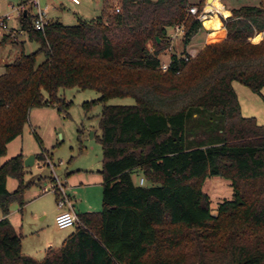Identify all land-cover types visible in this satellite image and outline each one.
<instances>
[{
  "label": "trees",
  "instance_id": "trees-1",
  "mask_svg": "<svg viewBox=\"0 0 264 264\" xmlns=\"http://www.w3.org/2000/svg\"><path fill=\"white\" fill-rule=\"evenodd\" d=\"M120 1L121 13L76 26L52 21L39 31L30 13L20 18L40 47L0 76V158L32 110L66 111L62 89L95 91L103 105V210L78 214L75 231L43 259L24 254L8 216L13 203L24 207L32 182L24 180V155L10 159L0 166V264H264V124L243 115L234 88L263 96L264 38L251 39L264 32V0L226 9V35L189 61L187 50L173 53L168 71L160 58L168 30L185 23V48L204 30L188 13L191 1ZM115 98L135 104L107 105ZM135 173L147 185H137ZM213 177L234 190L217 215L205 191ZM10 178L19 183L14 192Z\"/></svg>",
  "mask_w": 264,
  "mask_h": 264
},
{
  "label": "rangeland",
  "instance_id": "rangeland-1",
  "mask_svg": "<svg viewBox=\"0 0 264 264\" xmlns=\"http://www.w3.org/2000/svg\"><path fill=\"white\" fill-rule=\"evenodd\" d=\"M201 1H204L207 6V0ZM22 2H27V0H0V19L11 16L10 27H19L18 9ZM40 2L41 9L47 15L46 20H59L66 26H76L81 22H92L103 17L106 20L109 15H115L122 11L120 0H80V5H76L70 0H40ZM219 2L230 11L244 5L258 6L261 0H219ZM220 6L209 7L220 11V8H224L223 5ZM209 7L208 10H211ZM117 8L120 9V12L116 11ZM28 9H31L30 6ZM104 9H107V14L103 16ZM30 13L35 15L37 11L31 9ZM223 13L225 14V9ZM220 17L223 19V14ZM226 17L229 16L226 15ZM207 21L212 22L213 20ZM204 27H207L204 31L206 29L213 30L211 32L213 34L208 38L209 41L226 35L225 29L220 30L223 28L216 30L208 27L206 23ZM257 34L259 33H256L252 39L261 37L259 40L262 41L264 32H260V35ZM206 37L205 32L199 33L197 40H194L188 48L184 46V39L176 41L168 47H173L171 52L166 51L160 56L161 61L170 62L173 53L180 55L186 50L194 52L193 58H196L207 45V43L204 46L202 43L198 44V40H204ZM18 40L6 44L0 38V76L4 74L5 66L11 64L18 53L21 54V44L14 43ZM254 40L251 41L253 43L260 42ZM22 41L25 42L26 54L35 53L40 47L28 36H24ZM149 46L151 47V45ZM44 61L45 57L40 55L38 63ZM235 86L243 104L242 113L250 114L246 117H258L264 123V95L259 96L239 83H235ZM60 96L70 104L66 111L60 112L55 106L32 110L23 134L9 143L6 156L0 158V166H2L20 154H23L25 159L35 157L34 164L26 167L27 174L24 180L26 183L32 182V184L25 192V205L21 208L18 203H13L10 206L8 219L13 227L18 229V233L23 236V253L37 260L43 259L51 247L54 250L60 248L62 245L60 240H64L75 231V227L64 230L57 227L56 216L62 194L53 189V185L56 183L55 178H58L65 186L68 199L76 210L84 208L83 212L86 213H99L103 210V176L101 174L103 166L101 144L103 105L99 102L100 96L95 91H81L75 88L62 89ZM133 104H135V100L132 98H115L107 103V105ZM247 108L252 111H247ZM42 155H45V160L39 159ZM141 179H144L141 173L133 175V180L137 185H140ZM18 184L17 180L10 178L7 188L10 192H14ZM46 187L50 192L43 193V189ZM205 191L210 196L214 215H217L218 205L221 202L234 198L231 182L221 177L209 178L205 185ZM2 218L3 215L0 211V220ZM44 240H51L53 245L45 247V250L42 251L39 244Z\"/></svg>",
  "mask_w": 264,
  "mask_h": 264
},
{
  "label": "built area",
  "instance_id": "built-area-1",
  "mask_svg": "<svg viewBox=\"0 0 264 264\" xmlns=\"http://www.w3.org/2000/svg\"><path fill=\"white\" fill-rule=\"evenodd\" d=\"M75 4H80L79 0H71ZM212 4V2L210 3ZM205 6L203 10L200 12L198 5H192L188 13L189 15L196 16L198 21H200L204 27L205 21L212 19L214 15L219 14L218 12L214 10H208L209 5ZM29 6L31 9H36L37 13L34 15V27L36 30L44 31L45 27L49 24L48 20H46V12L41 9V2L40 0H31L29 3ZM25 8V7H24ZM24 8L18 9L19 17L23 15L25 12ZM117 12H120V9H116ZM224 18L222 20H226L228 17L223 15ZM11 20V16H5L0 19V38L5 39L8 38L9 40L17 41L18 37L21 36V34L25 33L23 30H16L9 25V21ZM223 22V21H222ZM226 30V27H224ZM186 33V26L185 23H179L171 27L168 32L167 36L171 44H174L176 41L184 39ZM252 41L254 39H251ZM173 50V47L171 46L166 51L171 52ZM195 56L194 52H188V55L184 56L186 61H189L191 58ZM170 62H163L161 64V70L168 71L170 68ZM52 166V164H51ZM56 183L53 185V189H55L56 192L59 191V193L62 194V198L59 200V214L56 217V224L57 227L61 230L76 227L80 223V219L78 217V214L74 211L70 200L68 199V196L66 194V188L61 183V181L58 178H55ZM140 185L143 186L145 184V180H140ZM50 190L48 187L43 189V193H48Z\"/></svg>",
  "mask_w": 264,
  "mask_h": 264
},
{
  "label": "crops",
  "instance_id": "crops-1",
  "mask_svg": "<svg viewBox=\"0 0 264 264\" xmlns=\"http://www.w3.org/2000/svg\"><path fill=\"white\" fill-rule=\"evenodd\" d=\"M71 1V0H70ZM80 1V0H79ZM200 1L201 0H197V1H193V2H191V4H193V5H198L199 3H200ZM23 3H25V2H22L20 5H19V7L20 8H24V10H25V12H27V13H30V11H31V9H28V5H24V6H22L23 5ZM75 4V3H74ZM209 3H208V0H207V5H208ZM76 5H80V4H76ZM223 6L222 7H224V9H225V15H227V13H226V7H225V5L224 4H222ZM221 7V6H220ZM211 8H213V7H211ZM214 9V8H213ZM233 10V9H232ZM232 10H230L229 12L232 14ZM106 11H107V9H104V11H103V16L105 15V13H106ZM216 11V10H215ZM24 12V13H25ZM216 12H218L219 14H217V15H214L213 17H212V20L214 19V17H217L218 18V20H219V22L221 23V25H222V28L223 29H220V30H224L225 28V26H224V24H223V22H222V18L220 17L221 16V14H223L221 11H216ZM23 13V14H24ZM31 14V13H30ZM231 14L229 15V17L231 16ZM224 15V14H223ZM32 16H34V15H32ZM19 17V16H18ZM20 18L21 17H19L17 20H18V23H19V27H15V26H13L12 28H14V29H16V30H21V24H20ZM48 20V19H47ZM52 21H55L54 19H51V20H48V22H52ZM56 21H59V20H56ZM205 28H207V27H204V30H205ZM202 31V32H205L206 33V39H204V40H198V44H203V46L207 43V41H209L208 40V38L213 34V33H211V32H213V30L212 29H210V30H212V31H209V29H206V31ZM215 32H218V31H215ZM225 34V33H224ZM24 36H28L26 33H23V34H21V36H19L18 37V42H14L15 44H21V46H22V52L21 53H26V51H25V48H24V43L25 42H23L22 41V38L24 37ZM198 36V35H197ZM197 36L195 37V39L194 40H197ZM3 41V43H8V42H10V41H14V40H9L8 38H5V39H2ZM20 54L18 53L17 54V56H16V58L19 56ZM15 58V59H16ZM13 62H14V60H13ZM4 71H5V69H4ZM234 88H235V90H236V92H237V88H236V86H235V83H234ZM244 93H246V91H244ZM237 94H238V92H237ZM247 94V93H246ZM263 95H264V90H263ZM238 96H239V94H238ZM239 100H240V96H239ZM240 103H241V107H242V110H243V104H242V102L240 101ZM247 111H252V110H250V109H248L247 108ZM32 112V111H31ZM249 112V113H250ZM243 115H245V116H248V115H250V114H245L244 112H243ZM257 120H258V122L260 123V124H264V123H262L260 120H259V118L258 117H255ZM25 157V156H24ZM73 207V209H74V211L77 213V214H80V213H86V212H83L84 210V208H82L81 210H76L75 209V207L74 206H72ZM59 212H60V210H59V208H58V213H57V215L59 214ZM57 217V216H56ZM13 226V225H12ZM15 228V227H14ZM15 230L17 231V232H19L18 231V229H16L15 228ZM68 237V236H67ZM66 237V238H67ZM66 238H64V240L66 239ZM64 240H60L62 243L64 242ZM60 242V243H61ZM53 242L51 241V240H44L43 242H41L40 244H39V247H40V249L42 250V251H44L45 250V247H51L53 244H52ZM51 248H53V247H51ZM46 255V254H45ZM45 257V256H44Z\"/></svg>",
  "mask_w": 264,
  "mask_h": 264
},
{
  "label": "bare ground",
  "instance_id": "bare-ground-1",
  "mask_svg": "<svg viewBox=\"0 0 264 264\" xmlns=\"http://www.w3.org/2000/svg\"><path fill=\"white\" fill-rule=\"evenodd\" d=\"M212 2H213V1H212ZM209 8H211V7H209ZM211 10H214V11H215L216 9L211 8ZM220 11H222V13H223V12H224V8H220ZM223 14H224V13H223ZM224 15H225V14H224ZM225 16H226V15H225ZM206 21H207V20H206ZM206 21H205V23H206V25H207L208 27H211V28L216 29V30L222 28L221 23L219 22V20H218L217 17H214V19H213L212 22H209V21L206 22ZM257 35H260V33L257 34Z\"/></svg>",
  "mask_w": 264,
  "mask_h": 264
},
{
  "label": "water",
  "instance_id": "water-1",
  "mask_svg": "<svg viewBox=\"0 0 264 264\" xmlns=\"http://www.w3.org/2000/svg\"><path fill=\"white\" fill-rule=\"evenodd\" d=\"M213 0H208V3L210 4ZM24 14H27V12H25ZM35 162V157L32 156V157H29V158H26L24 160V166L25 167H30L31 165H33Z\"/></svg>",
  "mask_w": 264,
  "mask_h": 264
}]
</instances>
